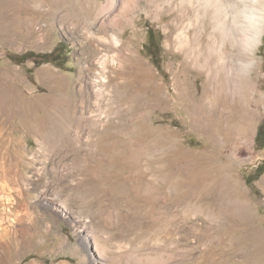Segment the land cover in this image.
I'll return each mask as SVG.
<instances>
[{
    "label": "rangeland",
    "instance_id": "obj_1",
    "mask_svg": "<svg viewBox=\"0 0 264 264\" xmlns=\"http://www.w3.org/2000/svg\"><path fill=\"white\" fill-rule=\"evenodd\" d=\"M108 1L0 0V196L16 200L4 219L0 197V264H248L232 207L264 227V174L258 193L246 182L264 161V30L243 101L191 63L175 2L134 0L119 14L118 0L98 15ZM263 4L252 3L259 15ZM101 20L132 55L123 72L105 62L100 95L88 83L103 68ZM27 51L52 60L11 58ZM83 65L84 104L101 111L81 128L66 113Z\"/></svg>",
    "mask_w": 264,
    "mask_h": 264
},
{
    "label": "bare ground",
    "instance_id": "obj_2",
    "mask_svg": "<svg viewBox=\"0 0 264 264\" xmlns=\"http://www.w3.org/2000/svg\"><path fill=\"white\" fill-rule=\"evenodd\" d=\"M132 1L134 0H124L119 14ZM145 1L148 5L157 2V0ZM166 1L169 3L175 2L173 9H177V24H185L184 29L179 35L180 44L186 50L187 57L191 63L205 70L212 83L219 87L220 90L230 92L231 89H234L240 94L241 100L247 99L245 91L253 93V89L255 90L253 83L250 82V74L255 64V50L261 41L264 30V15H259L257 8L252 3H260L262 0H161L162 3ZM137 2L141 3L142 0H137ZM117 4L118 0H109L107 4L100 8L98 15L106 11H112V14H116ZM139 8L140 6H138ZM138 9H135V12ZM133 15L131 14L127 20H124L125 24L132 21ZM97 26L98 28L96 27L97 29L95 30L100 35L99 41L103 42L105 51L102 52L98 47L94 51L96 54L102 53L99 56L100 63H98L103 68L97 74H93V80L88 84H92L94 92L101 95L103 92L101 83L106 82L105 72L107 71V66L105 62L112 61L113 65L123 72L125 69L123 65L125 59H128L132 55V50L130 52L125 51V43L122 44L124 49L119 47L121 45V38L118 31L112 32L110 37H107L110 28L106 20H101ZM191 26H194V28L190 29ZM94 31L90 30L89 32L93 35ZM117 57L120 61H118ZM88 67V65H83L80 68L79 79H77L78 82H81L79 90L68 91L69 98H71L68 105L71 109L69 108L68 112H65L66 117L72 120L73 123L75 122L78 127L86 119V113L92 116L93 114H100L101 111L100 105L98 108H95L97 106L94 107L89 104L86 107L84 104L86 99L84 72L91 70ZM95 121L94 118L90 120L92 123ZM73 129L70 126L65 130V133H63L65 139L67 134L68 137L72 135ZM15 184L18 185L16 180ZM0 197L5 201V216L3 217L7 219L11 214L12 216L15 214L11 206L16 200L9 190H5ZM232 209L233 215L243 223L248 231V238L241 239L240 241L245 248L244 253L247 255L246 260L248 264H254L257 260H263L264 262V227L258 226L244 208L232 207ZM15 219L17 220V218ZM7 227L8 225L3 226V229L7 231ZM96 240L98 241L97 237ZM99 251L102 255H106V247L100 242ZM103 264H106V262Z\"/></svg>",
    "mask_w": 264,
    "mask_h": 264
},
{
    "label": "trees",
    "instance_id": "obj_3",
    "mask_svg": "<svg viewBox=\"0 0 264 264\" xmlns=\"http://www.w3.org/2000/svg\"><path fill=\"white\" fill-rule=\"evenodd\" d=\"M154 34H155V30H151L150 31V42L148 45L151 48L155 47L154 51H152V52L150 51V54L152 56V61L154 62V64L157 67H161L162 47L160 44V39L157 41L154 38ZM154 42H156L155 46L153 44ZM11 58L18 63H24L30 58H39L40 60L50 61V60H52V54L49 52L37 53L34 51H27V52L22 53V54H12ZM258 137L264 138V124L260 128V132H259ZM263 174H264V161L262 163H260L253 172H249L246 175V182L248 185H250L254 189L255 193H258L255 191V189H256L255 181L257 179H259L260 176Z\"/></svg>",
    "mask_w": 264,
    "mask_h": 264
},
{
    "label": "flooded vegetation",
    "instance_id": "obj_4",
    "mask_svg": "<svg viewBox=\"0 0 264 264\" xmlns=\"http://www.w3.org/2000/svg\"><path fill=\"white\" fill-rule=\"evenodd\" d=\"M155 38V37H154ZM156 39V38H155Z\"/></svg>",
    "mask_w": 264,
    "mask_h": 264
}]
</instances>
